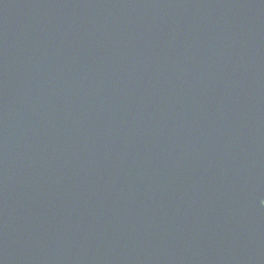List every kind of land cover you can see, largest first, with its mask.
<instances>
[{"label":"water","instance_id":"obj_1","mask_svg":"<svg viewBox=\"0 0 264 264\" xmlns=\"http://www.w3.org/2000/svg\"><path fill=\"white\" fill-rule=\"evenodd\" d=\"M0 264H264V0H0Z\"/></svg>","mask_w":264,"mask_h":264}]
</instances>
